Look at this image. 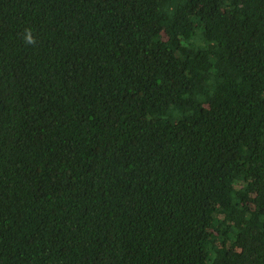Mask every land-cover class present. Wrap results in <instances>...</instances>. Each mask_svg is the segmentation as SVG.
Listing matches in <instances>:
<instances>
[{
    "label": "trees",
    "instance_id": "1",
    "mask_svg": "<svg viewBox=\"0 0 264 264\" xmlns=\"http://www.w3.org/2000/svg\"><path fill=\"white\" fill-rule=\"evenodd\" d=\"M0 264H264V0H0Z\"/></svg>",
    "mask_w": 264,
    "mask_h": 264
},
{
    "label": "clouds",
    "instance_id": "2",
    "mask_svg": "<svg viewBox=\"0 0 264 264\" xmlns=\"http://www.w3.org/2000/svg\"><path fill=\"white\" fill-rule=\"evenodd\" d=\"M29 43H31L32 41H31V39H29V41H28Z\"/></svg>",
    "mask_w": 264,
    "mask_h": 264
}]
</instances>
